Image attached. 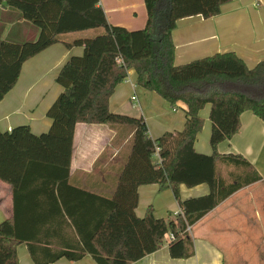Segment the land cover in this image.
Returning a JSON list of instances; mask_svg holds the SVG:
<instances>
[{
	"label": "trees",
	"instance_id": "trees-1",
	"mask_svg": "<svg viewBox=\"0 0 264 264\" xmlns=\"http://www.w3.org/2000/svg\"><path fill=\"white\" fill-rule=\"evenodd\" d=\"M230 1L144 0L146 24L130 30L110 24L99 0H0L40 28L35 41L0 42V102L29 58L60 42L69 49L83 47L56 77L62 91L47 111L52 120L48 131L35 134L28 125L0 129V180L13 191V215L0 222V264H20L22 243L34 264L78 261L89 254L97 264H130L157 251L170 232L175 234L170 255L189 258L195 246L187 227L238 190L262 180L243 155L220 153L218 145L239 131L244 111L264 121V59L249 67L228 51L174 63L177 21L216 16ZM85 31L69 40L63 37ZM130 69H135L138 85L172 106L178 101L188 105L183 129L152 139L143 117L111 111L110 98ZM208 104L211 154L195 148L204 126L200 112ZM78 123L106 124L130 134L111 193L73 180ZM203 183L210 188L208 194L181 198V184ZM145 184L172 189L180 212L166 220L156 217L150 206L143 217L137 216L138 188Z\"/></svg>",
	"mask_w": 264,
	"mask_h": 264
},
{
	"label": "crops",
	"instance_id": "crops-1",
	"mask_svg": "<svg viewBox=\"0 0 264 264\" xmlns=\"http://www.w3.org/2000/svg\"><path fill=\"white\" fill-rule=\"evenodd\" d=\"M99 5L112 25L136 30L146 24L147 11L144 0H99ZM86 33H69L63 37L69 40ZM39 34L40 28L25 19L21 10L0 5V42L35 41ZM172 38L175 44L176 65L215 53L234 51L249 67H253L264 59V0H231L222 6L221 13L216 16L204 18L202 15H194L179 19L172 32ZM82 53V46L69 49L60 42L26 60L17 83L0 102V129L11 131L16 126L28 125L35 134L48 131L52 120L47 111L62 91L56 77L72 55ZM175 105L177 107L171 106L156 92L138 85L135 69L128 71V77L117 86L110 98L111 111L143 117L148 126V135L152 139L167 131L183 129L188 105L183 101H178ZM210 107L208 104L200 112L204 126L195 142L196 150L206 154L213 151L209 143ZM129 138L130 134L125 135L122 128L106 124L78 123L71 162L74 182L93 191L111 193L118 170L124 161L125 150L130 145ZM218 151L243 155L261 174L262 180L238 190L200 220L209 216L219 218L209 230L211 236H228L232 235L233 230L242 229V235L255 236V242L260 243L261 240L263 243L264 121L252 111H244L239 131L230 139L222 141L218 145ZM209 191L206 183L193 187L180 185L182 199L205 195ZM138 194L136 214L139 217H143L150 206L153 207L156 217L166 220L174 218L180 212L179 202L170 188L161 190L159 184H145L138 188ZM12 215V188L0 180V222ZM247 215H252L255 219L243 222V219H248ZM210 241H201L200 248L196 240L193 256L173 258L169 252L170 239H165L157 251L130 264H224L225 253L214 241ZM18 255L20 264H34L25 243L18 246ZM240 256L231 255L227 262L236 263ZM50 264L97 262L89 254L78 261L61 258Z\"/></svg>",
	"mask_w": 264,
	"mask_h": 264
},
{
	"label": "rangeland",
	"instance_id": "rangeland-1",
	"mask_svg": "<svg viewBox=\"0 0 264 264\" xmlns=\"http://www.w3.org/2000/svg\"><path fill=\"white\" fill-rule=\"evenodd\" d=\"M97 30H95L96 33ZM100 31V30H99ZM92 32H90L91 34ZM172 106V105H171ZM177 107L176 105H173ZM125 154L128 149L125 150ZM153 161L158 162L159 156L156 154L153 156ZM225 216V215H224ZM248 219H243V222L253 221L255 218L252 215H247ZM219 220L218 217L209 216L205 220H199L194 225L191 226L190 235L193 240H198V247L201 248V241L204 239L214 241L216 246L225 253L226 260L224 264H264V242H255L256 237H247L242 235V229H236L232 231V235L228 236H211L209 235L210 228ZM241 221V222H242ZM210 238V239H209ZM169 235L166 240H169ZM241 255L236 263L227 262L231 255Z\"/></svg>",
	"mask_w": 264,
	"mask_h": 264
},
{
	"label": "built area",
	"instance_id": "built-area-1",
	"mask_svg": "<svg viewBox=\"0 0 264 264\" xmlns=\"http://www.w3.org/2000/svg\"><path fill=\"white\" fill-rule=\"evenodd\" d=\"M190 230H191V226H188L187 229H186V231L187 232H190ZM169 237H170V240L171 239H174L175 238V234L173 232H170L169 233Z\"/></svg>",
	"mask_w": 264,
	"mask_h": 264
}]
</instances>
